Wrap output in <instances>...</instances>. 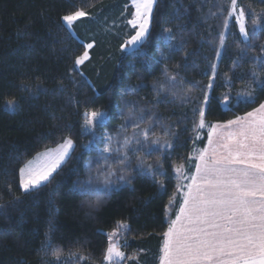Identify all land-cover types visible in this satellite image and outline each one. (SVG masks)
<instances>
[{"label":"trees","instance_id":"trees-1","mask_svg":"<svg viewBox=\"0 0 264 264\" xmlns=\"http://www.w3.org/2000/svg\"><path fill=\"white\" fill-rule=\"evenodd\" d=\"M218 3L226 6L229 0H157L147 42L139 51L125 53L121 51L124 31L109 28L120 21L129 0H0V264H54L52 250L56 247L63 250V264H101L108 234L113 232L129 257L122 264H145L150 256L148 264L156 260L159 264L163 233L182 204L178 186L189 183L177 181L175 169L190 176L197 161L191 157L196 148L205 149L210 126L244 116L264 101V88L250 75L252 57L264 45V30L258 31L255 50L234 67L243 45L232 20V34L217 61L222 19L212 13L217 12ZM238 3L246 12L264 9L262 0ZM80 9L88 13L75 28L82 42L62 20ZM248 28L251 32L250 18ZM165 29L175 35L172 48L165 40ZM130 34L125 27V35ZM83 42L94 47L80 68L81 76L72 68L76 57L86 51ZM211 63L217 64V76L207 93L208 104L203 105L206 129L197 142L199 116L194 109L201 106ZM166 71L178 74L183 81V88L176 90L181 96L191 89L188 102L153 90L154 84L165 81ZM255 71L264 81V70L256 67ZM25 84L31 85L32 91L25 90ZM249 84L255 102L238 101L235 94ZM130 88L135 91L126 94ZM226 93L233 97L227 107L221 103ZM9 99L17 101L15 110L5 107ZM126 101L135 102L146 115L154 114L155 132L173 147L167 152L141 154L154 165L155 175L136 171V158L132 157L131 184L117 186L100 197L99 208H91L86 201L97 198L80 194L76 186L88 179V161L100 157L107 134L132 135L130 127L121 131L127 123ZM85 110H102L108 117L95 130L100 138L97 145L87 150L83 145L91 136L82 129ZM164 126L168 136L163 135ZM68 137L75 150L64 165L49 182L23 192L19 170ZM95 172L94 164L91 174ZM121 222L127 224L128 231L119 229ZM78 256L86 259L78 260Z\"/></svg>","mask_w":264,"mask_h":264},{"label":"snow or ice","instance_id":"snow-or-ice-1","mask_svg":"<svg viewBox=\"0 0 264 264\" xmlns=\"http://www.w3.org/2000/svg\"><path fill=\"white\" fill-rule=\"evenodd\" d=\"M264 2V0H262ZM156 0H131L135 11L132 19L127 23L134 30L121 44V51L129 53L139 51L147 42L153 6ZM250 7V6H249ZM88 15L84 10H76L62 17L70 27L72 22ZM213 16L222 19V31L218 32V46L215 50V59L219 61L222 51L226 50V40L231 35L230 22L234 19V27H238L240 43L243 45L239 54L233 61L237 67L240 60L248 57L250 51L255 50L254 40L259 30H264V9L257 13L247 11L238 0H229L225 5L217 4V12ZM251 19L252 30L248 24ZM165 37L169 47L175 35L171 29H165ZM91 48L92 44L85 45ZM178 50V49H177ZM88 59V52L76 57L72 72H79V66ZM253 71L251 79L261 88L264 81L260 80L261 73L255 71L256 67L264 70V45H260L258 55L252 57ZM210 79L206 88L201 106L194 109L199 116L198 127L205 126V111L203 105L208 104V91L213 89L217 76V64H210ZM83 76L82 72H79ZM227 77V74L225 73ZM229 82L231 77H227ZM25 90L32 91V86L23 85ZM39 88V85H37ZM183 88V81L178 74L165 72V81L154 84L153 90L158 95L167 92L174 98L188 102L191 97L187 89L183 96L177 89ZM135 89H127V92ZM231 92V88L229 90ZM235 98L244 102H255L252 85L237 92ZM233 97L226 93L221 97V103L226 107L230 105ZM127 116L121 109V116L127 121L121 126L122 132L132 128V135L113 137L106 135L104 147L100 149V157L90 159L88 179L79 182L76 186L82 195L93 196L95 201H86L91 208H99L102 201L100 197L113 191L117 186L130 185L131 178L128 172L132 168V157L136 158V171L147 172L152 175L154 165L142 158V153L151 155L154 151L167 152L172 149V143L162 139L155 132L153 123L154 114H145V109L138 107L133 101H126ZM5 107L15 110L18 103L15 99L5 102ZM107 113L102 110H85L81 114L82 129L85 135L91 136L84 149L97 145L99 137L96 128L102 127L107 120ZM147 123V127H141ZM164 136L169 135L167 126H164ZM213 135L217 140L214 144ZM210 148L199 152L198 162L194 164V173L186 175L180 168L175 169L177 181L189 180L187 185H179L178 191L186 188L182 194V205L168 224L163 233L162 255L160 264H264V101L258 107L247 112L244 116H237L224 125H211L207 134ZM115 145V146H113ZM75 150L74 141L68 137L57 146L56 150L49 149L39 153L37 158L19 170L20 187L31 191L49 182L53 173ZM96 166L95 175H92L93 165ZM157 171L161 165H155ZM163 174V173H161ZM161 187L163 183L161 182ZM122 231H128L127 224L121 222L118 226ZM116 233L108 234V244L103 254L101 264H122L129 257L121 251L112 237ZM126 246V245H125ZM62 249L53 248L54 264H63L60 257ZM72 255H76L72 253ZM78 260L86 257L78 256Z\"/></svg>","mask_w":264,"mask_h":264},{"label":"rangeland","instance_id":"rangeland-1","mask_svg":"<svg viewBox=\"0 0 264 264\" xmlns=\"http://www.w3.org/2000/svg\"><path fill=\"white\" fill-rule=\"evenodd\" d=\"M239 1V0H238ZM156 3H157V0H156ZM156 3L154 4V6H153V10H152V14H153V11H154V8H155V5H156ZM134 11H135V9H134V7L131 5V0H129V4L128 5H126L125 7H124V11H123V13L121 14V16L119 17V22L116 24V25H114V24H112L111 26H110V28L109 29H111V28H118V29H120V31L121 32H123V40H125V39H127L128 38V36H126L125 35V27L128 29V31L129 32H131L132 34H133V32H134V30L132 29V27H131V25H129L128 23H127V21L128 20H130V19H132V14L134 13ZM87 18V16H85V17H81V18H79V19H77V20H75V21H73L72 22V24H71V26L69 27L67 24H66V22H64V24L66 25V27L71 31V33L78 39V40H80L81 42H82V40L79 38V36L77 35V32H76V30H75V28L76 27H79L80 25H81V23L85 20ZM151 19H152V16H151ZM234 20V19H233ZM150 27H151V21H150V26H149V31H150ZM112 31V30H111ZM124 42V41H123ZM84 43V42H83ZM84 45H87V43H84ZM94 47V44H92V47L91 48H86V51L88 52V59L91 57L90 55V51L92 50V48ZM123 52H128L127 50H125V51H123ZM88 59H86L85 60V62L88 60ZM81 66L82 65H80L79 66V71H80V68H81ZM206 129V127L204 126L203 128H199V132H198V134H197V142L198 141H200L201 139H202V135H203V131ZM62 144V143H61ZM60 145V144H59ZM50 149H52V150H56L57 149V146L56 147H54V148H50ZM47 150H49V149H47ZM47 150H45V151H43V152H41V153H44V152H46ZM199 149L198 148H196L195 149V151L193 152V157H191V159L193 160V159H195V158H197L198 157V155H199V152L200 151H198ZM72 153V151L69 153V156H70V154ZM68 156V157H69ZM68 157L65 159V161L61 164V166H60V168L64 165V163L67 161V159H68ZM37 158V156L34 158V159H32V160H30V161H33V160H35ZM60 168H58L57 169V171L60 169ZM56 171V172H57ZM55 172V173H56ZM55 173H53V175L55 174ZM51 179V178H50ZM19 181H20V174H19ZM47 183V182H46ZM45 184V183H44ZM44 184H42V185H44ZM41 185V186H42ZM39 188V187H38ZM22 189V188H21ZM37 189V188H36ZM34 190V189H33ZM22 191L23 192H25L23 189H22ZM32 191V190H31ZM29 192V191H28ZM116 234H117V232H115ZM116 234L112 237V242L113 243H116L117 245H118V247L120 248V244H119V242H118V240L116 241ZM161 249H162V246H161V248H160V250H158V253L157 254H160V253H162L161 252ZM120 250L122 251V249L120 248ZM160 256H161V254H160ZM152 256H150V257H148L147 258V261L149 262L150 261V258H151ZM157 258H159V255H157ZM154 259V258H153ZM155 260V259H154ZM145 262V264H148V262ZM157 263V260L156 261H152V264H156Z\"/></svg>","mask_w":264,"mask_h":264},{"label":"crops","instance_id":"crops-1","mask_svg":"<svg viewBox=\"0 0 264 264\" xmlns=\"http://www.w3.org/2000/svg\"><path fill=\"white\" fill-rule=\"evenodd\" d=\"M226 124V123H225ZM217 125H224V124H217ZM216 140H217V137H216V135H213V141H214V144H215V142H216ZM206 148H210V146H209V144H208V141H207V144H206V147H205V149ZM198 162V159H197V161H196V163ZM182 171H183V169H181ZM194 171H195V169L193 170V173H194ZM190 182V181H189ZM188 184V183H187ZM186 184V185H187ZM184 191H186V188H183V189H181V193L183 194V192ZM182 205V204H181ZM161 255H162V253H161ZM159 264H160V260H159Z\"/></svg>","mask_w":264,"mask_h":264}]
</instances>
